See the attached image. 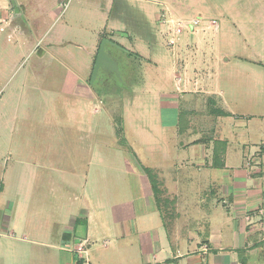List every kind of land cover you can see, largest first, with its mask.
Returning a JSON list of instances; mask_svg holds the SVG:
<instances>
[{"label": "rangeland", "instance_id": "obj_1", "mask_svg": "<svg viewBox=\"0 0 264 264\" xmlns=\"http://www.w3.org/2000/svg\"><path fill=\"white\" fill-rule=\"evenodd\" d=\"M176 1L183 8L182 19L199 24L176 33L170 17L161 24L146 22L135 7L114 0L105 8L107 18L97 19V25L107 26L101 40L73 36L93 44L108 37L122 46L108 47L118 73L101 70L94 82L82 51L69 47L77 61L62 53V64L18 47V34L7 39V30L0 33V151L9 160L0 194V250L12 231L15 243L30 251L12 258L8 252L9 261L64 264L71 258L78 264H143L147 254L139 250V236L148 234L153 240L157 232L163 236L166 231L158 226L142 166H166L178 144L176 113L161 106L167 99L181 100L182 82L169 78L172 63L182 61L191 79L188 89L201 92L214 83L227 94L229 86L264 82V0ZM170 41L173 47L167 46ZM69 70L90 75L95 93L90 109L98 110L88 121L90 133H85L86 126L79 129L65 108L64 99L72 97L62 88ZM211 107L217 109L215 103ZM209 109L210 115L217 112ZM118 110L130 150L118 145L112 121ZM169 205L163 199L158 206L164 223L170 219L165 212ZM7 224L9 231L3 228ZM178 233L176 229L166 236ZM65 235L71 238L69 244ZM74 237L80 240L78 251L73 250L79 245ZM62 244L65 248L59 250Z\"/></svg>", "mask_w": 264, "mask_h": 264}, {"label": "crops", "instance_id": "obj_2", "mask_svg": "<svg viewBox=\"0 0 264 264\" xmlns=\"http://www.w3.org/2000/svg\"><path fill=\"white\" fill-rule=\"evenodd\" d=\"M121 1L135 7L146 22L157 20L161 24L162 17L168 16L174 20L172 17L175 14L180 18L184 16L183 8L176 0ZM113 2L0 0V33L7 30V39L11 34H18L21 38L18 47H26L41 58L48 55L60 63L62 53L73 62L77 61L69 47L76 48L82 51L86 62H90L92 72L100 41L81 43L75 41L73 36H99L101 40L107 26L102 23L97 25V19L101 21V16L102 19L107 18L105 8ZM66 5L68 8L64 10ZM213 24L212 21L210 25ZM107 41L105 53L113 60L118 71L115 55L109 48L119 49L122 46L108 37ZM167 46L173 47L174 43ZM237 58L252 63L245 58ZM101 70L111 71L100 68L97 74ZM194 71L197 72L196 69ZM169 78L182 82L183 86L181 100L175 97L161 105L176 113L178 144L173 148L171 160L166 166H142V169H149L161 183V200L167 199L170 203L171 209L166 208L165 211L167 213L168 210L170 219L165 223V220L161 221V207H158L142 170L155 200L157 221L161 223L158 226L166 230L163 236L157 232L153 240L149 239L148 234L139 236V250L143 256L147 254L143 264H264V82L251 81L242 83V86H229L227 94L226 89L220 90L215 83L212 88L203 86L206 89L204 92H201L202 88L188 89L191 79L186 65L180 60L172 63ZM89 79L90 75L83 76L69 70L62 83L64 94L72 96L64 99L65 108L71 113V120L78 122L79 129L86 126L85 133L91 132L88 121L98 112L97 109H90L95 93ZM213 103L217 109L211 107ZM199 105L200 109L192 108ZM209 108L217 112L210 115ZM205 124H209L210 129L203 128ZM8 162L0 151V194L4 192L5 178L9 173ZM5 201L11 208L12 203ZM126 214L133 217L131 211H126ZM3 228L9 231L11 226L7 224ZM176 229L181 233L166 236V233L175 232ZM62 238L67 239L69 244V235ZM4 239L0 264H19L15 259L9 261L10 258L29 254V249L15 243L17 240L12 231ZM73 239L79 244L73 246V250L78 251L80 240L77 237ZM161 241L165 243L164 246L168 243V247L162 246ZM146 242L149 252L146 251ZM43 245L54 248L50 244ZM64 248L62 244L59 250ZM8 252L12 254L10 258L7 257ZM150 254H153L151 258ZM30 260L33 264L34 259ZM36 261L42 264V259ZM64 264L78 263H73L69 258Z\"/></svg>", "mask_w": 264, "mask_h": 264}, {"label": "trees", "instance_id": "obj_3", "mask_svg": "<svg viewBox=\"0 0 264 264\" xmlns=\"http://www.w3.org/2000/svg\"><path fill=\"white\" fill-rule=\"evenodd\" d=\"M113 122L115 126V134L118 139V144L125 149L130 150V147L126 143L124 139V129H123V120L120 110L116 114L113 115ZM144 174L147 176L148 182L152 188V192L154 194V197L157 201L158 206L160 205L161 200V190L159 189L161 183L156 179V177L152 174V172L149 169H142Z\"/></svg>", "mask_w": 264, "mask_h": 264}, {"label": "water", "instance_id": "obj_4", "mask_svg": "<svg viewBox=\"0 0 264 264\" xmlns=\"http://www.w3.org/2000/svg\"><path fill=\"white\" fill-rule=\"evenodd\" d=\"M14 1V0H13ZM108 44L107 40H102L100 46H99V50L94 62V66H93V70H92V74H91V82L94 81L97 72L100 68H106L108 70H111L113 72H115L116 74L117 69H116V65L113 62V60L107 56V54L105 53V45Z\"/></svg>", "mask_w": 264, "mask_h": 264}, {"label": "built area", "instance_id": "obj_5", "mask_svg": "<svg viewBox=\"0 0 264 264\" xmlns=\"http://www.w3.org/2000/svg\"><path fill=\"white\" fill-rule=\"evenodd\" d=\"M162 20H163V23H165L167 21V19L165 17H162ZM169 21L172 25H174V29H175L176 33H181L182 29L184 27H186V25H188V24L197 25L200 22L199 20L185 21L182 18H175L174 20L170 19ZM173 43H174L173 41H170V44H173ZM79 251H81V249Z\"/></svg>", "mask_w": 264, "mask_h": 264}]
</instances>
